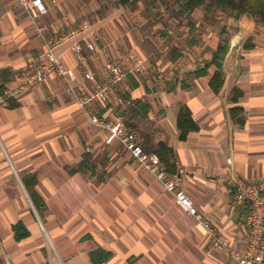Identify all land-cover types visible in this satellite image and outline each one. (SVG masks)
Wrapping results in <instances>:
<instances>
[{"label": "crops", "instance_id": "crops-1", "mask_svg": "<svg viewBox=\"0 0 264 264\" xmlns=\"http://www.w3.org/2000/svg\"><path fill=\"white\" fill-rule=\"evenodd\" d=\"M43 1L48 12L40 19L49 35L61 37L54 53L76 83L86 82V71L103 80L107 62L128 60L108 61L118 55L104 51L106 41L88 24L59 27L54 8L60 0ZM37 31L17 0H0L4 90L44 52ZM84 39L95 52L83 45L81 65L71 47ZM228 41L218 93L210 87L214 67L196 75L212 53L173 49L160 87L134 75L110 94L105 110H88L107 121L121 118L169 175L181 170L182 191L238 246L246 233L244 210L230 203L225 178L264 180V35L243 18ZM67 89L51 73L0 106V264H236L207 243L197 223L117 142L107 143L108 132L87 121ZM184 107L197 130L181 140L177 118ZM31 193L43 202L40 211ZM18 224L27 233L21 240ZM103 254L109 259L98 263Z\"/></svg>", "mask_w": 264, "mask_h": 264}, {"label": "built area", "instance_id": "built-area-1", "mask_svg": "<svg viewBox=\"0 0 264 264\" xmlns=\"http://www.w3.org/2000/svg\"><path fill=\"white\" fill-rule=\"evenodd\" d=\"M17 1L27 18L33 22L47 13L43 0ZM38 32L42 34V29L38 28ZM42 39L45 46L44 52L31 61L28 70L15 76L13 85L6 88L0 95V106L5 107L10 99L40 86L49 74L60 76L67 82L69 96L81 109L87 121L93 126L106 130L107 143L117 142L145 172L161 184L166 193L172 195L184 215L194 220L203 230L206 241L212 248L224 251L236 264H264V180L247 183L237 173H232L225 178L230 203L244 210L246 233L242 243L236 246L218 231L210 216L199 211L182 191L181 170L174 175H169L160 158L143 149L137 133L128 128L121 118L117 121H107L88 110V107L96 111L105 110L110 94L126 82L129 75L139 72L140 62L137 61L132 69H127L119 62L110 61L104 66L106 75L103 80H99L93 73L86 71V82L76 83L73 73L66 69L62 59L54 53L59 40L45 37ZM83 45L89 52H95V45L90 39H84L83 43H75L71 51L77 64L81 65L84 64ZM227 164H231V160H228Z\"/></svg>", "mask_w": 264, "mask_h": 264}, {"label": "rangeland", "instance_id": "rangeland-1", "mask_svg": "<svg viewBox=\"0 0 264 264\" xmlns=\"http://www.w3.org/2000/svg\"><path fill=\"white\" fill-rule=\"evenodd\" d=\"M116 1L60 0L58 7L54 8L55 19L63 29H67L66 24L73 29L88 24L106 41L103 42L104 51L118 55L113 59L108 56V61H121L128 57L123 64L127 69H132L137 61L140 62V70L135 75L146 76L155 87H160L166 81L165 66L171 60L169 54L173 49L197 54L203 52L209 57L217 42L221 38L228 39L238 24L229 14L221 11L207 14L199 8L190 20L195 25V31L191 32L187 25L189 20L175 18L172 12L176 6L169 1L163 3L162 0H154L155 5L150 9L146 3L153 0L133 2L128 6H121ZM243 18L254 22L248 16ZM29 21L36 30L42 29V34L37 31L42 43L43 37L60 40L61 37L49 35L41 19ZM255 27L257 34L264 35V25L255 23ZM132 77L134 75H129L127 80Z\"/></svg>", "mask_w": 264, "mask_h": 264}, {"label": "trees", "instance_id": "trees-1", "mask_svg": "<svg viewBox=\"0 0 264 264\" xmlns=\"http://www.w3.org/2000/svg\"><path fill=\"white\" fill-rule=\"evenodd\" d=\"M144 0H117V4L121 6H128L131 3H139ZM171 2L176 6V10L173 13L175 18L189 20L187 23L191 32L195 31V25L192 23L191 18L195 10L201 8L207 14H211L214 11H221L222 13L229 14L235 21H240L243 16H248L254 20L256 24L264 25V0H162L163 3ZM155 5V1L146 3L148 9ZM249 47V46H247ZM229 49L228 39H222L217 45L215 51L212 53V59L208 63H204L203 68L196 72L197 77L205 76L210 67H214V73L210 80V87L214 93H218L225 80V74L223 71V63L225 56ZM176 51V50H175ZM175 58L171 56V60ZM2 72V71H1ZM7 77V78H6ZM8 76L4 73H0V95L4 91V84L8 81ZM240 109L232 110V114L240 112ZM235 119V118H234ZM177 128L180 132V139L185 140L187 134L196 131L197 126L191 118V113L187 108H182L177 118ZM81 165H86L83 162ZM84 171V169H80ZM27 188L32 189V185L27 183ZM33 203L40 211L44 205L41 199L34 193H31ZM15 238L21 240L27 236V233L23 232L24 229L21 224L14 227ZM97 254H100L97 253ZM96 255V254H95ZM93 259L94 256H93ZM109 259L108 254H103L98 258V263L106 262Z\"/></svg>", "mask_w": 264, "mask_h": 264}]
</instances>
